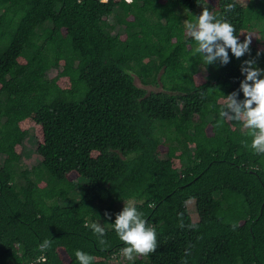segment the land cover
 <instances>
[{
  "label": "trees",
  "instance_id": "1",
  "mask_svg": "<svg viewBox=\"0 0 264 264\" xmlns=\"http://www.w3.org/2000/svg\"><path fill=\"white\" fill-rule=\"evenodd\" d=\"M202 4L240 42L253 35L250 53H193L178 8ZM250 59L264 69V0H0V264H79L76 250L93 264H264V154L218 114ZM30 131L40 161L20 169ZM126 200L157 233L133 261L119 260L122 210L100 206ZM100 219L107 246L85 226Z\"/></svg>",
  "mask_w": 264,
  "mask_h": 264
},
{
  "label": "clouds",
  "instance_id": "2",
  "mask_svg": "<svg viewBox=\"0 0 264 264\" xmlns=\"http://www.w3.org/2000/svg\"><path fill=\"white\" fill-rule=\"evenodd\" d=\"M132 3V0H125ZM236 3H228L224 7V12H232L236 9ZM187 35L196 43L193 49L194 54L202 57L205 65L229 63V52L240 58L245 53H250L252 42L251 34H246L243 42H240L234 26L219 14H214L207 7L195 16L193 21L185 23ZM260 55V52H257ZM241 72L245 78L240 81L238 91H242L244 99H237L238 91H233L227 96L224 95L223 107L219 109V117L222 121L240 122L248 130L247 135L251 139L250 144L245 147L250 148L256 154H264V69L255 66L254 60H245L241 66ZM109 216V213H105ZM113 228L119 240L125 247L122 248V255L129 261H133L138 255H148L155 252L157 248V233L155 228L149 226L143 217V213L138 211L135 203L131 200L124 202L122 211L116 214ZM99 239V244L107 246V241L103 239L105 228L99 223L86 224ZM184 227L183 222L180 224ZM194 227V225H189ZM237 225L233 224V229ZM51 247V241L45 239L38 245L40 252H45ZM185 254H190L186 249ZM75 257L79 264H93V256L81 250L75 251ZM37 264H46V258H38Z\"/></svg>",
  "mask_w": 264,
  "mask_h": 264
},
{
  "label": "rangeland",
  "instance_id": "3",
  "mask_svg": "<svg viewBox=\"0 0 264 264\" xmlns=\"http://www.w3.org/2000/svg\"><path fill=\"white\" fill-rule=\"evenodd\" d=\"M204 7H207L210 11H211V7L208 4H202L200 6H198L195 10H193L192 12L187 11L184 8H178V11L182 14L183 16V21L186 23L188 21H193L195 19V16H198ZM112 17H109V21H112ZM121 26L120 25H116V29L115 31H119L121 30ZM204 70V68L202 67V71ZM57 70L54 68H51L50 70H48L47 75L48 77H53L56 74ZM134 80L135 83L141 87H144L147 91H157V90H161V85H154V84H143L142 81L140 80V78L134 74ZM36 137L34 135V133L32 131L29 132V134L27 135V137L25 138L24 141V149H23V154L20 160V169H25V168H30L32 166H34L35 164H37L40 161V156L36 150ZM21 180V178H19ZM75 182L78 181H83L80 178L75 177L74 178ZM78 189H75L73 191V193L69 196L68 199H66L65 201H62L61 203H65V204H73L77 201L78 199V195H79ZM129 201V200H128ZM132 201V200H131ZM124 202L126 201H107L104 203H101L100 206H107L109 204H112L116 209L122 210L124 207ZM96 223H99L102 225H104L103 220H97ZM123 259H125V257L123 255H120V259L121 261H123Z\"/></svg>",
  "mask_w": 264,
  "mask_h": 264
},
{
  "label": "built area",
  "instance_id": "4",
  "mask_svg": "<svg viewBox=\"0 0 264 264\" xmlns=\"http://www.w3.org/2000/svg\"><path fill=\"white\" fill-rule=\"evenodd\" d=\"M102 1H105V0H102ZM122 254V251L120 252V255ZM117 254L116 253H114L112 256H113V258L116 256Z\"/></svg>",
  "mask_w": 264,
  "mask_h": 264
}]
</instances>
